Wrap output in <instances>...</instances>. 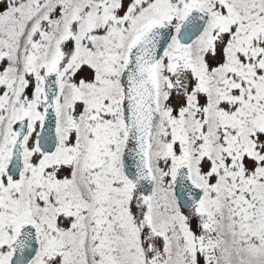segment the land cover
I'll return each instance as SVG.
<instances>
[{
    "label": "snow or ice",
    "instance_id": "obj_1",
    "mask_svg": "<svg viewBox=\"0 0 264 264\" xmlns=\"http://www.w3.org/2000/svg\"><path fill=\"white\" fill-rule=\"evenodd\" d=\"M0 264H264V0H0Z\"/></svg>",
    "mask_w": 264,
    "mask_h": 264
}]
</instances>
